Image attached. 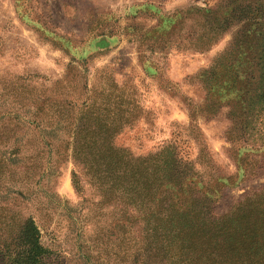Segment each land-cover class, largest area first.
I'll list each match as a JSON object with an SVG mask.
<instances>
[{
	"label": "rangeland",
	"instance_id": "374dc122",
	"mask_svg": "<svg viewBox=\"0 0 264 264\" xmlns=\"http://www.w3.org/2000/svg\"><path fill=\"white\" fill-rule=\"evenodd\" d=\"M248 5L263 17L264 0H0V264L22 259L28 219L46 250L37 264H181L140 220L134 191L75 165L73 132L91 100L131 157L172 145L203 181L221 177L217 215L264 187L258 59L245 79L250 58L239 57L241 91L197 112L208 105L200 74L258 28ZM212 29L218 38L200 49Z\"/></svg>",
	"mask_w": 264,
	"mask_h": 264
},
{
	"label": "trees",
	"instance_id": "16d2710c",
	"mask_svg": "<svg viewBox=\"0 0 264 264\" xmlns=\"http://www.w3.org/2000/svg\"><path fill=\"white\" fill-rule=\"evenodd\" d=\"M242 11L248 13L249 21L255 20L254 25L258 24V28L252 31V23L248 29L237 33L228 50L214 60L210 69L200 74L208 105L197 112L212 115L220 91H241L239 87L244 82L235 68L241 56L250 58L249 62L243 63L249 72L245 79L252 78V67L257 58L260 62L259 82L264 84V15L257 19L262 10L256 5L252 8L248 5ZM217 26L220 28L221 23ZM256 31L259 38H255ZM201 38L200 49L204 50L216 41L218 32L206 30ZM258 41L259 54L255 50ZM110 86L119 90L114 83ZM260 90L264 94V85L257 89ZM78 122L72 146L75 165L85 175L98 173L100 180H110L112 190L134 191V204L139 199L145 205L140 220L154 221L155 227L149 230L153 237L167 239V254L182 257L181 264H264V187L242 197L228 212L217 215L214 204L216 194L220 192L221 177L203 181L192 162L178 157L172 145L164 146L154 154L131 157L113 143L121 127L110 126L93 100L86 103ZM117 122L128 123L123 119ZM18 237L24 247L23 255L20 261L13 260L14 263L37 264L46 250L39 241L40 233L32 219L23 222Z\"/></svg>",
	"mask_w": 264,
	"mask_h": 264
}]
</instances>
